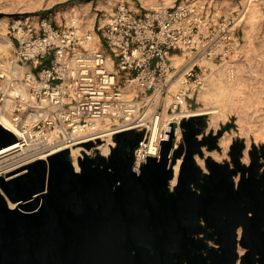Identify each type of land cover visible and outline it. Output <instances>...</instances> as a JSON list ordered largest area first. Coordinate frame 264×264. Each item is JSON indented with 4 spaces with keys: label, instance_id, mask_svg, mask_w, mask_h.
<instances>
[{
    "label": "built area",
    "instance_id": "1",
    "mask_svg": "<svg viewBox=\"0 0 264 264\" xmlns=\"http://www.w3.org/2000/svg\"><path fill=\"white\" fill-rule=\"evenodd\" d=\"M65 14L21 15L7 25L13 55L9 66L0 63V124L19 139L25 160L73 146L108 159L124 131L141 135L131 149L135 174L149 157L161 158L169 138L172 157L184 143L182 121L201 117L205 73L240 47L238 10L220 0L118 2L97 11L96 43L81 15Z\"/></svg>",
    "mask_w": 264,
    "mask_h": 264
},
{
    "label": "water",
    "instance_id": "2",
    "mask_svg": "<svg viewBox=\"0 0 264 264\" xmlns=\"http://www.w3.org/2000/svg\"><path fill=\"white\" fill-rule=\"evenodd\" d=\"M203 122L183 120L184 143L170 157L171 138L164 140L161 158L149 157L138 174L131 149L141 135L124 131L108 159L86 155L80 171L64 149L0 176V264H264V151L253 146L245 164L236 140L234 167L206 157L204 172L195 153L217 148L226 129L199 138ZM15 140L0 124V147Z\"/></svg>",
    "mask_w": 264,
    "mask_h": 264
},
{
    "label": "rangeland",
    "instance_id": "3",
    "mask_svg": "<svg viewBox=\"0 0 264 264\" xmlns=\"http://www.w3.org/2000/svg\"><path fill=\"white\" fill-rule=\"evenodd\" d=\"M102 1L103 7H96V5H98L97 0H23V2L22 0H19L18 2L27 5L29 10L22 14H10L8 22H11L12 18L16 16H28L37 13L52 16L57 13V17L61 15L63 16L66 13L65 16L67 17V13L69 14V11L71 12L74 6L79 10V15L83 17L86 12L92 14L99 11L101 8L109 9L118 2L130 1L131 4L136 2L143 3V0ZM152 1L155 2V0ZM164 1L165 0H156L157 3H162ZM220 1L226 8L230 10H238L239 12L240 22L238 32L241 36V44L239 48L234 50L230 60L226 64L214 65L213 69L207 71L204 75L205 79H209V77L212 78V80L209 79L210 97L208 101L201 98L200 100L205 104L204 107L208 108V110H216L217 112L208 113L202 116L205 122L201 125V133H203V136L217 134L213 133V121L216 119L224 120L225 125L223 128L234 132V141L240 140L244 142L241 159L243 163L249 164L251 159L247 162L245 158L247 153L251 156L253 146H256L259 152H262V150L264 151V115L262 116V114L259 113L260 111L264 112V17L262 19L257 18L258 21L256 20V23L251 25L247 22V18L245 17L246 10L248 9L246 6V0ZM9 2H11V0ZM74 2H76V5H73ZM60 19L61 18H59V22ZM82 22L83 28L89 30L90 27L86 25V22ZM6 32H8V29ZM12 55L13 49L10 48L9 58ZM225 77H228L227 80L229 78L232 80L226 82L227 80L225 81ZM239 103H241V108L238 107ZM259 108L262 110L259 111ZM228 124H230V127L227 126ZM233 142L230 145L229 155L223 160L217 162H230L232 167H234L230 154ZM261 162L264 164V154H261ZM200 167L204 172L209 171L206 162L205 167ZM262 168L261 172H264V169ZM236 176L238 179H235ZM234 179L236 182L240 180V172L234 175ZM207 231H209V229H207ZM200 236H206L205 232L201 233ZM209 241H212V243H209ZM208 243L209 245L217 246L213 239L208 240Z\"/></svg>",
    "mask_w": 264,
    "mask_h": 264
},
{
    "label": "bare ground",
    "instance_id": "4",
    "mask_svg": "<svg viewBox=\"0 0 264 264\" xmlns=\"http://www.w3.org/2000/svg\"><path fill=\"white\" fill-rule=\"evenodd\" d=\"M9 1L0 0V63L2 66H9L11 64V61L9 60L10 59L9 55H10V48L13 47V42H12V39L10 38V36L6 32L7 25H8V19L10 17L9 15L14 14V13L22 14V13H25L29 10L27 5H24L23 3L18 2L19 0H15V1L11 0V2H9ZM22 2H23V0H22ZM173 3H174V0H165L162 3H157L156 0H155V2H153L152 0L151 1L143 0L142 4H143V6H145L147 8H151V7L157 8V7H161V6L172 5ZM217 3H218V1H216L215 5H217ZM97 4L98 5H96V7H100V6L103 7V1L102 0H97ZM73 5H76V2H74ZM66 6H68V5H66ZM246 6L248 9L246 10V14H245L246 16L245 17L247 18V22H249L251 25L256 23V20L258 21L259 18L262 19L264 17V0H262V1H260V0H246ZM227 11H229V10H227ZM79 14H80L79 10L74 6L72 11L71 12L69 11V14L67 13V18H71V17L75 18V17L80 16ZM34 18L37 19L38 15H34ZM96 19H97V12L92 13V14L90 12H86L83 15L84 23L86 22V25L90 27V30H92V32L94 34V42L95 43L99 42V35L94 30V25H95ZM61 22H62V19H60V23ZM174 61L178 66H181L183 63L185 64V60L182 58H179V57H176V59ZM185 69H186V67L182 66V69H181L179 75L183 74ZM21 72H23V71L21 70ZM227 78L225 79V81L227 80ZM206 79L204 78V80H203V82L204 81L205 82L203 83V87H202V90L200 92V98L204 99L205 101H208V99L210 97L209 96V84H210L209 79L212 80V78L209 77V79H207L208 81ZM214 79H216V78H214ZM229 80H232V79L229 78L226 82H228ZM215 102H216V100H215ZM238 107L241 108V103L238 104ZM213 108H215V107H213ZM258 110L260 111L262 109L259 108ZM197 112L198 113H196V114L198 116L202 117L205 114L216 113L217 111L216 110H208V108H206V107H200V108H198ZM259 113H261L262 116L264 115V112H262V111H260ZM2 119L5 122H8L10 119V116L7 114ZM224 125H225V122L222 119H216L215 121H213V133H217L218 131L223 129ZM202 136H203V133L199 134L198 137L202 138ZM234 136H235L234 132H232L230 130H226L219 137L218 142H217V144H218L217 148L209 149L207 146H203L202 150H203L204 156H200L198 153H195V159H196L197 164L202 166V167H205V158L206 157H211L213 160H216V161L223 160L226 156L229 155L230 145L234 141ZM96 148H98V147L95 146L94 149H96ZM69 150H70L69 154H68L69 159L72 161L75 170L80 171L81 166H80L79 159L84 158L86 156V155L85 156L82 155L83 148L80 146H73ZM87 152L89 154L93 153L91 149H88ZM250 159H251V156L249 155V153H247L245 160L247 162H249ZM182 161H183V156L179 157L177 159V162L174 164V177L172 179H170V181H169V189L171 191H174V188L178 182V176H179ZM27 165H28V162L25 160V154H24V152H22V147H21V143H20L19 139L15 140L12 143H9L7 145L0 147V176H6L8 179H10V178H13L17 175L23 174V173L27 172V170H28L26 168ZM262 169H264V167ZM235 179H238V177L236 176ZM0 190L3 191L1 186H0ZM9 204L12 208L17 206V203H14L11 201H9ZM241 233H242V228L240 227L238 229V236L239 237L241 236ZM209 243H212V241H209ZM239 251H240V253H243L244 247L239 246Z\"/></svg>",
    "mask_w": 264,
    "mask_h": 264
},
{
    "label": "crops",
    "instance_id": "5",
    "mask_svg": "<svg viewBox=\"0 0 264 264\" xmlns=\"http://www.w3.org/2000/svg\"><path fill=\"white\" fill-rule=\"evenodd\" d=\"M244 252V251H243ZM238 264H239V262H238Z\"/></svg>",
    "mask_w": 264,
    "mask_h": 264
}]
</instances>
